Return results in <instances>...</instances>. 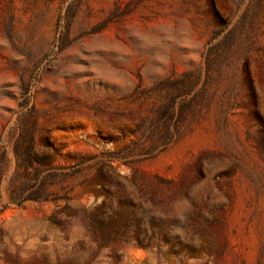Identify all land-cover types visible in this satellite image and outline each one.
<instances>
[{"label": "rangeland", "instance_id": "rangeland-1", "mask_svg": "<svg viewBox=\"0 0 264 264\" xmlns=\"http://www.w3.org/2000/svg\"><path fill=\"white\" fill-rule=\"evenodd\" d=\"M0 264H264V0H0Z\"/></svg>", "mask_w": 264, "mask_h": 264}, {"label": "trees", "instance_id": "trees-1", "mask_svg": "<svg viewBox=\"0 0 264 264\" xmlns=\"http://www.w3.org/2000/svg\"><path fill=\"white\" fill-rule=\"evenodd\" d=\"M174 113L175 112L173 111V109H166V110H164V112L162 113V115H165L166 114L167 118L171 119L172 116L174 115ZM171 135H172V133H170V136Z\"/></svg>", "mask_w": 264, "mask_h": 264}]
</instances>
